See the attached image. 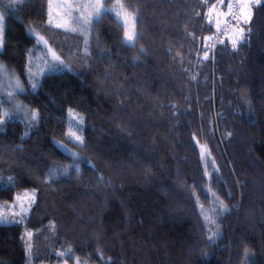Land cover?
Masks as SVG:
<instances>
[{
	"label": "trees",
	"instance_id": "1",
	"mask_svg": "<svg viewBox=\"0 0 264 264\" xmlns=\"http://www.w3.org/2000/svg\"><path fill=\"white\" fill-rule=\"evenodd\" d=\"M116 1L72 31L48 21L50 0H0V63L24 88L0 82V114L10 95L30 108L0 125V205L35 193L23 220L0 222V264H264V3L214 51L229 0L210 22L216 0H119L134 46Z\"/></svg>",
	"mask_w": 264,
	"mask_h": 264
},
{
	"label": "rangeland",
	"instance_id": "2",
	"mask_svg": "<svg viewBox=\"0 0 264 264\" xmlns=\"http://www.w3.org/2000/svg\"><path fill=\"white\" fill-rule=\"evenodd\" d=\"M103 0H50L49 3V18L48 21L56 26H59L63 29H76V30H85L87 25L83 23L84 17L87 15V13H90L92 9L90 7H85L86 5L90 4H95L97 2L102 3ZM248 3L253 5L255 4V0H248ZM79 6V7H78ZM243 7V6H242ZM117 18L122 21L126 27L127 31L131 33L132 29V23L134 20L133 15L127 10V8H124L120 1L117 0L116 3L111 7ZM248 9H245V12L247 13ZM251 11V9H250ZM7 11L0 5V18H2V23L3 27L0 29V50L3 48V31H4V20L7 15ZM244 23V21L242 20ZM239 32L242 27L238 26L237 27ZM235 32H231L230 34H233V38L235 39L237 34H234ZM38 59L40 60V63H44L46 60L42 61L40 58H36L35 62L33 63V66L38 63ZM40 67L43 68L41 65ZM44 69H38L37 71H41ZM42 72V71H41ZM39 72V73H41ZM0 82L4 84V89L10 94H14V92L17 91H22L24 92L23 86H21L19 78L13 74L9 69H7L3 64L0 63ZM19 83L20 87L17 88L15 85ZM33 85V84H32ZM21 101V100H19ZM30 109L29 107L25 106L22 102L20 103H14V105H8L1 109V114H0V125L3 124L4 122L11 120V119H16L20 118L18 113H23L27 114V112ZM20 112H18V111ZM33 111V109H32ZM35 112V110H34ZM8 114L7 118L5 114ZM26 119H28V115L24 116ZM21 119V118H20ZM72 128H76L77 122L75 123L74 121L71 122ZM201 148V157H202V162L203 166L208 173H210L213 168L214 164L211 161V158L205 148L203 146H200ZM202 148L205 150V154L202 156ZM34 190L32 189H26L23 190L21 193H18L14 196V198L7 203L6 205H0V222H10V220H23L25 217V212L23 215H20L22 212L21 205L23 208L28 209L30 208L29 205L33 203L32 200V194ZM6 217L7 220L4 221L3 218ZM26 240H29V234H26ZM27 253L29 254V250L27 248ZM60 264H88L83 261L75 260L70 263V262H62Z\"/></svg>",
	"mask_w": 264,
	"mask_h": 264
},
{
	"label": "snow or ice",
	"instance_id": "3",
	"mask_svg": "<svg viewBox=\"0 0 264 264\" xmlns=\"http://www.w3.org/2000/svg\"><path fill=\"white\" fill-rule=\"evenodd\" d=\"M241 2L243 3V7H240V17L237 19V22L239 23V21L242 19L244 21V23H250L251 18H252L250 9H251V7L253 5L249 4L248 0H238V3H237L236 6L239 7ZM262 3H264V0H255L254 6H260ZM85 7H90L92 9V11L90 13H87V15L83 19V23L85 25H90L93 22V20L98 19L105 11H108V9H105L103 4L99 3V2H97L95 4L86 5ZM214 7H215V5L213 6V8ZM228 7H229V9H232L233 5L229 4ZM245 9H248L247 13L245 12ZM2 27H3L2 18H0V29H2ZM72 31H76V29H72ZM247 34H251V29H248ZM136 35L137 34L135 32H131L130 33V32H128L126 30L125 34H124V42L126 44L131 45V46H134L135 45V37H136ZM245 35H246L245 30L244 29H240L238 34H237V36H236V38L231 40V44H232V48L233 49H236L239 44L244 42ZM41 39H43V38L41 37ZM210 39H211V37H206L205 38L206 41L210 40ZM220 43H224V41L221 40ZM140 51H143V49H141ZM208 58H209V53L206 51L204 53L203 59L207 60ZM56 59H58V58H56ZM194 78L195 77H193V79ZM15 87H17V88L20 87L18 82L15 85ZM32 87H33V89L37 88L38 87V83H34L32 85ZM5 116L7 118L8 114L6 113ZM31 118L33 120H35L37 118V114L35 112H33ZM229 135H231V133H229ZM75 140L77 142H79V143H83V140H82L81 136H75ZM204 154H205V150L202 148V156ZM69 155H71L73 158L77 157L76 153H69ZM72 167H74L77 172L79 171L78 167H76L75 164L72 165ZM67 171H68L67 167H65L62 172L58 171V170L51 171L49 173V176H48L49 182L54 181L57 178L58 175L67 174ZM14 182H15V177H9L8 178V185H12ZM2 183H3V178L0 177V184H2ZM34 199H35V193L33 192V194H32L33 202H34ZM29 207H31V205H29ZM21 208H22V212L20 213V215H23L25 212H27V209L23 208L22 205H21ZM228 211H229L228 207L222 201H220L219 202L218 213L220 215H222L224 213H227ZM206 219H208V221L210 223H215L216 222L215 220H213L212 218H209V217H206ZM3 220L6 221L7 218L4 217ZM218 236H219V232H215V233H212L211 235H209L207 239L211 242V241H214L215 238H217ZM67 252L70 253L71 252V248H69L67 250ZM65 254L66 253L62 252V253H59L58 255L64 256ZM248 255H250V254L249 253H245L246 257Z\"/></svg>",
	"mask_w": 264,
	"mask_h": 264
},
{
	"label": "built area",
	"instance_id": "4",
	"mask_svg": "<svg viewBox=\"0 0 264 264\" xmlns=\"http://www.w3.org/2000/svg\"><path fill=\"white\" fill-rule=\"evenodd\" d=\"M238 0H229V4L233 5L232 9H229L223 19V22L218 27L217 31L211 36V39L208 40V46L214 50L217 45L220 44V41H224V39L228 36L229 32L232 28L237 24V19L240 14V7L243 6V3H240V6L237 7ZM215 7L213 8V6ZM222 8V0H216L214 3H211L207 6L205 11V20L210 22L214 11L220 10Z\"/></svg>",
	"mask_w": 264,
	"mask_h": 264
},
{
	"label": "crops",
	"instance_id": "5",
	"mask_svg": "<svg viewBox=\"0 0 264 264\" xmlns=\"http://www.w3.org/2000/svg\"><path fill=\"white\" fill-rule=\"evenodd\" d=\"M225 16V11H220L215 14L216 24L220 23Z\"/></svg>",
	"mask_w": 264,
	"mask_h": 264
},
{
	"label": "bare ground",
	"instance_id": "6",
	"mask_svg": "<svg viewBox=\"0 0 264 264\" xmlns=\"http://www.w3.org/2000/svg\"><path fill=\"white\" fill-rule=\"evenodd\" d=\"M216 48H217V47H216ZM214 51H215V50H214ZM7 96H8V95H7ZM12 96H13V95H12ZM12 96L10 95V96H8V97H10V98L12 99ZM10 98H9V99H10ZM11 99H10V101L7 102V104L10 103V102L13 103V101H11ZM7 104H6V105H7ZM6 105H5V106H6ZM5 106H4V107H5Z\"/></svg>",
	"mask_w": 264,
	"mask_h": 264
}]
</instances>
